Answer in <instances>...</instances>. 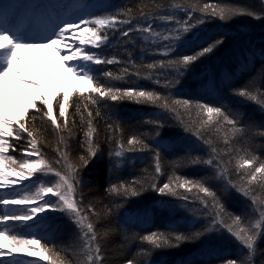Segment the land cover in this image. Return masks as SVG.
Masks as SVG:
<instances>
[{
  "label": "snow or ice",
  "instance_id": "snow-or-ice-1",
  "mask_svg": "<svg viewBox=\"0 0 264 264\" xmlns=\"http://www.w3.org/2000/svg\"><path fill=\"white\" fill-rule=\"evenodd\" d=\"M239 15L264 20V0H0V264H264V119L233 103L264 115V41L227 48V33L208 27ZM24 51L55 54L54 87ZM123 101L154 109L127 135ZM101 163L103 197L83 175ZM182 245L192 248L174 262L154 258Z\"/></svg>",
  "mask_w": 264,
  "mask_h": 264
},
{
  "label": "trees",
  "instance_id": "trees-1",
  "mask_svg": "<svg viewBox=\"0 0 264 264\" xmlns=\"http://www.w3.org/2000/svg\"><path fill=\"white\" fill-rule=\"evenodd\" d=\"M124 2V0H122ZM209 3H221V2H227L237 5H248V4H256L257 0H207ZM139 3V0H131V6L135 7V5ZM198 14V13H197ZM208 27L210 31H223L227 33V41H226V47L227 48H234L238 46H242L245 42L251 41L257 45V47L260 46L261 42L264 41V20H258L253 17L247 16V15H239L232 19H230L227 22H221L218 19L209 20L208 21ZM219 55V54H218ZM113 67V66H109ZM141 83H144L146 87H153L152 84L141 81ZM158 90L164 91V89L160 86H157ZM176 92L177 90H173ZM182 94H186V90H179ZM234 105L240 109H242L248 118L260 121L264 119V115L261 114V112L258 109V106L254 102H240V101H234ZM154 109L149 105H140L136 104L135 102L131 101H123L119 105L117 111L120 113L122 119V123L125 128V134L127 135L128 132L132 130L134 127H139L137 124L138 119L140 118V115L145 112H151ZM70 111H72L70 109ZM77 121L79 122V118L77 117ZM98 140H103L104 136V125L103 121H99L98 125ZM148 127H142L141 131H148ZM177 129L172 126L164 129L165 136H168L175 132ZM77 135H79L82 139L83 132L77 131ZM51 142L53 144V147L55 146V135L52 134L50 136ZM105 149H107V145H103ZM51 151V149H49ZM78 154V153H77ZM172 156H168V159H172ZM144 167V164H139L135 169L127 168L124 171H122L121 175L125 179H129L130 175L129 173H135L140 174V170ZM180 174L187 175V176H202L204 175V170L200 167H182L180 168ZM86 180H91L94 183L92 184L93 188L97 189V194L99 197H103L105 195L104 190L108 185V169L107 166L104 164H97V165H89L88 168L83 173ZM162 180L166 181V176L162 177ZM87 191V189H85ZM156 195L155 193L146 192L143 194L145 198L151 197ZM235 195V194H233ZM225 202L229 208L230 211L233 212H239L241 210V204L236 200L230 198L227 194H225ZM105 203H107V200H105ZM167 215L166 213L164 214ZM187 215L186 213L178 212L176 214V219H179L182 216ZM155 223L159 225L161 228L164 227V220L158 215ZM123 242L122 236H116L114 238V246L118 245L119 243ZM259 247L261 249H264V239L260 240ZM228 249H230V255H235V249L232 245H226ZM130 248L132 251H135V243L130 245ZM192 248V245H182L180 248H174V249H162L157 250L156 253H154V258L161 259L163 261L168 262H174L175 260L181 258L185 254L188 253V251Z\"/></svg>",
  "mask_w": 264,
  "mask_h": 264
},
{
  "label": "bare ground",
  "instance_id": "bare-ground-1",
  "mask_svg": "<svg viewBox=\"0 0 264 264\" xmlns=\"http://www.w3.org/2000/svg\"><path fill=\"white\" fill-rule=\"evenodd\" d=\"M25 60L33 65V67L37 71V76L34 77L38 79L45 87V89H49L54 87L53 83V72L57 75L60 73V67L57 63V58L54 53H49L47 56L43 52L37 51H24L22 53ZM26 73H28L27 69H23ZM31 77V73H28ZM73 86H79L75 81L71 82ZM27 87V86H26ZM6 99L9 102L10 108L12 110L13 115H18L20 111H22V104L19 101H14L13 94L10 89L6 88ZM29 92L34 93V89L28 87ZM29 259H37L40 260L39 256L29 257Z\"/></svg>",
  "mask_w": 264,
  "mask_h": 264
},
{
  "label": "rangeland",
  "instance_id": "rangeland-1",
  "mask_svg": "<svg viewBox=\"0 0 264 264\" xmlns=\"http://www.w3.org/2000/svg\"><path fill=\"white\" fill-rule=\"evenodd\" d=\"M23 255H27L26 253L25 254H23ZM28 259H29V257H27ZM40 260H41V264H47L45 261H43V259L40 257Z\"/></svg>",
  "mask_w": 264,
  "mask_h": 264
}]
</instances>
